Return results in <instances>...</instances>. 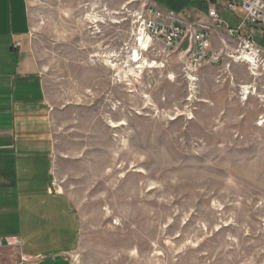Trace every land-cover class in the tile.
Segmentation results:
<instances>
[{"label": "rangeland", "instance_id": "374dc122", "mask_svg": "<svg viewBox=\"0 0 264 264\" xmlns=\"http://www.w3.org/2000/svg\"><path fill=\"white\" fill-rule=\"evenodd\" d=\"M26 2L52 183L79 217L72 264H264V35L252 60L219 27L217 64L190 72L154 47L139 68L134 12L149 0Z\"/></svg>", "mask_w": 264, "mask_h": 264}, {"label": "crops", "instance_id": "0c3cea01", "mask_svg": "<svg viewBox=\"0 0 264 264\" xmlns=\"http://www.w3.org/2000/svg\"><path fill=\"white\" fill-rule=\"evenodd\" d=\"M227 1L149 0L157 9H174L188 23H205L209 8L223 20ZM229 11L240 20L238 25L223 22L237 28L242 13L238 6ZM256 29L264 35V28ZM29 35L26 0H0V215L14 216L0 218L1 236L12 243L0 247V264H14L20 256L23 264H72L80 240L79 217L69 196L52 185L53 108L30 52Z\"/></svg>", "mask_w": 264, "mask_h": 264}, {"label": "built area", "instance_id": "2783aa9c", "mask_svg": "<svg viewBox=\"0 0 264 264\" xmlns=\"http://www.w3.org/2000/svg\"><path fill=\"white\" fill-rule=\"evenodd\" d=\"M205 1L211 4L215 0ZM224 6L229 10L239 7L242 19L237 28L225 25L213 8L208 9V21L205 23H188L172 11L157 9L153 5L143 8L141 11H135L139 23L134 28L135 48L137 52L138 50L141 52L160 47L162 53L177 54L186 70L191 72L196 66L218 63L219 53L209 49L210 37L215 29L222 27L231 40L243 42L240 43V45L242 44L240 50L247 51L255 58L260 57L259 54L263 55L256 47L258 45L253 41V37L255 28H264V0H228ZM141 43L144 45L140 46ZM11 244L10 240L0 238V247ZM24 261L25 259L20 256L14 264H23Z\"/></svg>", "mask_w": 264, "mask_h": 264}, {"label": "bare ground", "instance_id": "6f19581e", "mask_svg": "<svg viewBox=\"0 0 264 264\" xmlns=\"http://www.w3.org/2000/svg\"><path fill=\"white\" fill-rule=\"evenodd\" d=\"M141 45H144V44L141 43ZM242 51H244L246 55L248 54L247 51H245V50H242ZM245 54H244V55H245ZM249 55H250V54H249ZM249 55H247V57H248L250 60H252L251 56H249ZM130 59H131V61H133V62H135V63H138V64H137V67H139V68H140V67H143V66H147V62H146V60H144V59L141 60V58H139L138 52H136V50L133 51V52H131V54H130Z\"/></svg>", "mask_w": 264, "mask_h": 264}]
</instances>
